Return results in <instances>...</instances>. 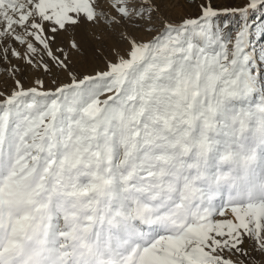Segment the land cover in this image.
<instances>
[{
    "label": "snow or ice",
    "instance_id": "1",
    "mask_svg": "<svg viewBox=\"0 0 264 264\" xmlns=\"http://www.w3.org/2000/svg\"><path fill=\"white\" fill-rule=\"evenodd\" d=\"M171 6L0 0V264H264V0Z\"/></svg>",
    "mask_w": 264,
    "mask_h": 264
},
{
    "label": "rangeland",
    "instance_id": "2",
    "mask_svg": "<svg viewBox=\"0 0 264 264\" xmlns=\"http://www.w3.org/2000/svg\"><path fill=\"white\" fill-rule=\"evenodd\" d=\"M204 0H170L172 4L171 7H162L161 14L165 19H172L179 21L183 18H194L199 15L200 8L198 7L202 4ZM245 0H212L214 7L221 8L227 5H242ZM111 12V10L109 9ZM101 34L99 31L86 30L84 28H77L73 33L71 30L69 33H61L58 37V43L62 44L67 51L69 45L72 43L73 39H78L81 41V50L77 51L75 49L71 50V57L74 61L78 62L80 66L92 67L95 65L103 66L108 59H111L109 54V44L113 41L98 39L97 37ZM14 64H21L13 58ZM24 67V75L31 76L30 70L26 65ZM7 81L9 84L12 80L9 79V75L0 68V83ZM29 81L25 82V87L28 86ZM229 211V210H227ZM258 258V257H257Z\"/></svg>",
    "mask_w": 264,
    "mask_h": 264
},
{
    "label": "bare ground",
    "instance_id": "3",
    "mask_svg": "<svg viewBox=\"0 0 264 264\" xmlns=\"http://www.w3.org/2000/svg\"><path fill=\"white\" fill-rule=\"evenodd\" d=\"M229 212H230V209H229Z\"/></svg>",
    "mask_w": 264,
    "mask_h": 264
}]
</instances>
